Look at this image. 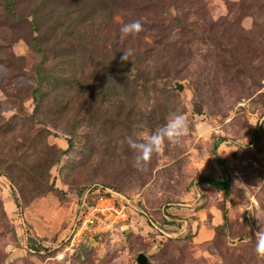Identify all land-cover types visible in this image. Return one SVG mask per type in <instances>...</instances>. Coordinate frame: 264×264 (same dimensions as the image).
I'll use <instances>...</instances> for the list:
<instances>
[{"label": "rangeland", "instance_id": "rangeland-1", "mask_svg": "<svg viewBox=\"0 0 264 264\" xmlns=\"http://www.w3.org/2000/svg\"><path fill=\"white\" fill-rule=\"evenodd\" d=\"M174 114L179 143L134 167L125 138ZM121 194L127 232L80 223ZM260 228L264 0H0V264H264Z\"/></svg>", "mask_w": 264, "mask_h": 264}, {"label": "clouds", "instance_id": "clouds-1", "mask_svg": "<svg viewBox=\"0 0 264 264\" xmlns=\"http://www.w3.org/2000/svg\"><path fill=\"white\" fill-rule=\"evenodd\" d=\"M142 30V24L140 20H131L130 22L123 23L120 26V33L122 35L132 34L135 35ZM132 49L128 48L123 50L121 60H128L132 54ZM188 129V122L186 117L182 114H174L168 119L165 125L151 134L143 137L142 141L126 137V141L129 146L137 151L135 156L134 167L137 169H144L147 162L153 155L158 153L165 140L169 143H179L180 139L184 136ZM255 236V251L259 256L264 257V229H259L254 233Z\"/></svg>", "mask_w": 264, "mask_h": 264}, {"label": "built area", "instance_id": "built-area-1", "mask_svg": "<svg viewBox=\"0 0 264 264\" xmlns=\"http://www.w3.org/2000/svg\"><path fill=\"white\" fill-rule=\"evenodd\" d=\"M106 189H108V191H111L112 189L107 187ZM112 195H114V192L111 191ZM120 193V192H119ZM102 196V195H101ZM123 201L122 203L120 202L119 204H117L114 200L113 203L108 207V205L103 206V205H99L101 203H99V200L97 199L96 201H94L93 203H88L84 204V199H83V205H85V210L84 212H82L81 214H83V216L81 217V224L85 225V221H86V217H90L91 219H88V223L96 224V226H101L104 227V225L108 226V225H113L116 224V226L119 228V230H125L129 227V217H130V213H129V206H130V198L121 194ZM101 200L103 201H109L110 197L106 195H103V197H100ZM121 198V199H122ZM106 210L109 211V213H106ZM96 213L93 214V216L90 215V213ZM110 217L111 220H110ZM167 217V216H165ZM95 220L97 219L96 222L93 223V219ZM168 218V217H167ZM108 219L111 221L109 223H107ZM157 229H161V227L159 226L160 223H156L155 221H153L150 216L148 219ZM115 226V227H116ZM110 228H114V227H110ZM116 228V229H118ZM104 229V228H103ZM163 231V230H162Z\"/></svg>", "mask_w": 264, "mask_h": 264}, {"label": "trees", "instance_id": "trees-1", "mask_svg": "<svg viewBox=\"0 0 264 264\" xmlns=\"http://www.w3.org/2000/svg\"><path fill=\"white\" fill-rule=\"evenodd\" d=\"M221 140H224V138H221ZM70 142V141H69ZM214 183H216V184H218V185H220L222 188H227V180L226 179H224V180H222V181H219V180H214ZM93 187V185H87L85 188H84V192L86 193L85 194V198L87 197V194H88V192H89V194H90V190H91V188ZM102 187V188H101ZM106 188H107V186H104V188H103V186H100V187H98L97 189H96V194H94V195H102V194H111V192H108V190H106ZM115 190V189H114ZM81 202H83V199H81ZM94 202V200H92V202L91 203H93ZM81 204V203H80ZM85 208V205H83V208H82V210ZM223 216H224V219H226L227 218V216L225 215V213L223 214ZM174 219H169V218H167V217H165V216H163L162 217V219H161V223H162V225L163 224H169V223H171L172 221H173ZM160 223V224H161ZM127 229H129V227L127 228ZM127 229H125V230H119L118 229V231L120 232V233H125V232H127Z\"/></svg>", "mask_w": 264, "mask_h": 264}, {"label": "water", "instance_id": "water-1", "mask_svg": "<svg viewBox=\"0 0 264 264\" xmlns=\"http://www.w3.org/2000/svg\"><path fill=\"white\" fill-rule=\"evenodd\" d=\"M174 86L178 89L181 90L183 88L182 83L176 80L174 82ZM89 245V243H87ZM138 264H154L152 261L149 260L148 256L144 252H139L136 258Z\"/></svg>", "mask_w": 264, "mask_h": 264}]
</instances>
